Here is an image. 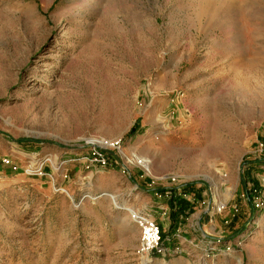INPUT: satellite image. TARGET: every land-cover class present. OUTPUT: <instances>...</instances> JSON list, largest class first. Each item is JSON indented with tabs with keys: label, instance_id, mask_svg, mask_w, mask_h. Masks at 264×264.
I'll return each instance as SVG.
<instances>
[{
	"label": "rangeland",
	"instance_id": "374dc122",
	"mask_svg": "<svg viewBox=\"0 0 264 264\" xmlns=\"http://www.w3.org/2000/svg\"><path fill=\"white\" fill-rule=\"evenodd\" d=\"M4 157L0 264H172L194 212L264 264V0H0Z\"/></svg>",
	"mask_w": 264,
	"mask_h": 264
},
{
	"label": "crops",
	"instance_id": "0c3cea01",
	"mask_svg": "<svg viewBox=\"0 0 264 264\" xmlns=\"http://www.w3.org/2000/svg\"><path fill=\"white\" fill-rule=\"evenodd\" d=\"M197 191L196 199H200L202 192ZM189 194L187 200H193L192 195L195 193L187 189ZM204 196V192H203ZM182 199V196H179ZM145 200L148 203V208L145 210L146 214L155 219L162 220L164 223L169 222L171 224V218L169 217V200L168 198L161 197L158 195L146 194ZM199 202V200H198ZM197 207V206H196ZM165 213V214H164ZM201 212H194L188 218H183L180 222V225L175 229L174 233L171 231V238L166 243V249L169 250L170 259H173L175 262L172 264H236V256L230 252L222 250L223 244L219 243L215 245V250L212 252L211 247L216 244L215 239L212 237H207L203 232L198 233L196 231V226L199 224L198 219H200ZM167 225V226H169ZM196 229V230H195ZM167 244L169 245L167 247ZM178 246V250H170V246ZM258 248H261V244H256ZM169 259V260H170Z\"/></svg>",
	"mask_w": 264,
	"mask_h": 264
},
{
	"label": "built area",
	"instance_id": "2783aa9c",
	"mask_svg": "<svg viewBox=\"0 0 264 264\" xmlns=\"http://www.w3.org/2000/svg\"><path fill=\"white\" fill-rule=\"evenodd\" d=\"M92 155H93V157L98 158L105 163L101 154L98 153L97 151L93 152ZM11 166H12V161L7 157H4L2 159V161L0 162V168L11 167ZM13 169L17 170V167L13 166ZM43 169H44L43 165H40L39 167L29 166L26 168V171L28 173L32 172V173H36V174H42L44 172ZM137 222L140 224V226H142L143 233H144L142 252L147 253L152 248H154L155 246H157L159 244V239H160L159 229H158V226L153 221H150V220H148L142 216L138 217ZM146 229H150L151 233H153V236L150 239L146 238V236H145L146 235Z\"/></svg>",
	"mask_w": 264,
	"mask_h": 264
},
{
	"label": "bare ground",
	"instance_id": "6f19581e",
	"mask_svg": "<svg viewBox=\"0 0 264 264\" xmlns=\"http://www.w3.org/2000/svg\"><path fill=\"white\" fill-rule=\"evenodd\" d=\"M140 163H142L143 165H145L147 168L149 167V161L147 160H143V159H139ZM115 200V199H113ZM116 203V201H115ZM132 210V209H131ZM133 211V210H132ZM136 216V215H135ZM146 238L150 239L153 236V233H151L150 229H146Z\"/></svg>",
	"mask_w": 264,
	"mask_h": 264
},
{
	"label": "trees",
	"instance_id": "16d2710c",
	"mask_svg": "<svg viewBox=\"0 0 264 264\" xmlns=\"http://www.w3.org/2000/svg\"><path fill=\"white\" fill-rule=\"evenodd\" d=\"M183 201V200H182Z\"/></svg>",
	"mask_w": 264,
	"mask_h": 264
}]
</instances>
